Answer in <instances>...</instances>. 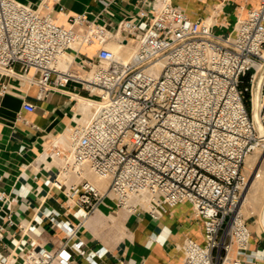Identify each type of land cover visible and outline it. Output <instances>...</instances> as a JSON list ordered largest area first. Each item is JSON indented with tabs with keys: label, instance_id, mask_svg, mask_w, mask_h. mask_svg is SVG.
<instances>
[{
	"label": "built area",
	"instance_id": "obj_1",
	"mask_svg": "<svg viewBox=\"0 0 264 264\" xmlns=\"http://www.w3.org/2000/svg\"><path fill=\"white\" fill-rule=\"evenodd\" d=\"M97 1L100 12L70 13L64 24L48 0H0V72L15 75L19 64V74L38 87L40 99L73 86L99 103L91 121L73 126L65 143L57 139L52 145V155L63 159L54 185L73 198L82 219L130 205L132 198L137 200L132 213L156 220L190 203L204 240L185 238L179 245L182 264L263 260L264 250L251 249L253 231L240 199L249 181L245 162L264 145L252 112L264 66V0L240 14L228 34L214 30L219 5L211 16L193 18L176 0H134L135 12L115 22L118 0ZM59 10L67 12L63 5ZM115 37L134 46L128 59L110 47ZM92 45V52L86 50ZM67 51L73 58L62 69L60 57ZM9 88L2 81L0 96ZM260 100L264 126V80ZM87 170L108 179L107 187L90 179ZM74 175L78 181H71ZM144 194L151 195L147 204ZM5 197L0 192V199ZM46 213L65 233L59 249L13 239L20 254L0 252V264L71 262L66 248L84 221L72 224L57 219L58 212ZM6 223L0 224V239ZM70 246L91 264L106 254L104 248L86 253L82 239Z\"/></svg>",
	"mask_w": 264,
	"mask_h": 264
},
{
	"label": "crops",
	"instance_id": "obj_2",
	"mask_svg": "<svg viewBox=\"0 0 264 264\" xmlns=\"http://www.w3.org/2000/svg\"><path fill=\"white\" fill-rule=\"evenodd\" d=\"M21 1L38 3L40 0ZM48 1L57 19L64 24H67V14L84 11L96 14L102 9L97 0ZM133 1L118 0L113 5L115 22L135 12ZM176 3L185 7L193 18L211 16L215 6L219 5L214 30L228 34L234 29L237 17L258 5L259 0H176ZM62 5L67 12L59 10ZM20 70L21 66L16 64L15 75L0 72V83L5 81L10 85L9 91L0 96V192L6 194L3 200L0 199V224L6 223L8 218L14 221L12 225L6 223L0 239V252L8 254L11 250L13 256L20 254L13 239L15 242L36 239L59 249L65 233L47 215L48 210L58 212L57 219L72 224L82 219L76 215L78 207L74 200H69L65 190L54 185L60 164L52 155V145L74 118V98L69 93L75 92L74 87L52 91L40 99L38 87L22 77ZM31 105L36 108L31 109ZM121 209L115 207L98 212L108 216L114 211L120 214ZM93 214L82 219L85 222L78 236L69 242L66 249L72 252L73 259L68 264H91L71 248L70 245L78 239L85 241L86 253L99 248L106 250L103 257L95 258L97 264H182L183 252L179 245L185 238L204 240L202 223L193 219V209L188 202L171 208L158 220L149 213H130L124 218V234H100ZM31 224L36 225L35 231L30 229ZM262 232L256 234L253 231L252 250H264ZM258 263L264 264V259L247 264Z\"/></svg>",
	"mask_w": 264,
	"mask_h": 264
},
{
	"label": "rangeland",
	"instance_id": "obj_3",
	"mask_svg": "<svg viewBox=\"0 0 264 264\" xmlns=\"http://www.w3.org/2000/svg\"><path fill=\"white\" fill-rule=\"evenodd\" d=\"M124 45H127V44H124ZM251 73H252V70L249 71L248 74L244 77L245 83L243 84V86L249 84ZM263 146L260 148L263 149ZM260 148L257 149L252 154H250L249 157L247 158L249 160H246L245 162L244 170L246 171L249 178H251L250 177L252 173L251 171L252 170L254 171L255 169L256 171L260 170L261 173L264 175V156L262 155V150ZM254 159L255 161H253ZM87 176L92 180L95 178V176L90 173H88ZM263 179H264V176L262 177V180ZM262 180L256 181L254 185L252 182L250 183V180H249V183L241 197L243 213L245 217L247 218L248 222L250 223L252 230L254 231V233L256 232V234L259 232V229L261 231H264V224L262 223V220H261L263 209H264V193H263L264 192V180L263 181ZM130 213L132 212H129L128 210L124 208L121 209L120 214L114 211V212H111L108 216L97 211L96 213L93 214L94 215L93 218L95 222L97 221L98 223L97 225L99 227L97 231L100 234H124V231H125V225L123 223L124 218ZM193 219L197 221L195 216L193 217ZM262 234H264V232H262Z\"/></svg>",
	"mask_w": 264,
	"mask_h": 264
},
{
	"label": "bare ground",
	"instance_id": "obj_4",
	"mask_svg": "<svg viewBox=\"0 0 264 264\" xmlns=\"http://www.w3.org/2000/svg\"><path fill=\"white\" fill-rule=\"evenodd\" d=\"M213 18V17H212ZM214 19V18H213ZM60 22V21H59ZM117 36L120 37V34H118ZM124 44H127V45H124ZM122 44L121 41H119V38L115 37L111 43H110V47L112 48V50L119 56V57H122V58H125V59H128L132 53L134 52V46L131 44V42L129 43H124ZM129 45V46H128ZM79 46V42H76L73 44V47L74 48H78ZM91 49H95L96 48V45H92L90 47ZM89 48H86V50H88ZM73 58V53L71 51H67V52H64L61 57H60V62H59V67L64 69L65 67H67V65L69 64V62H71ZM160 66L161 64H159L157 66V68L160 69ZM264 70V66L262 67V69L260 70V72H262ZM68 92V91H67ZM70 95L74 98V108H73V112L74 114H76L77 112H80L82 114V116L80 115H76L71 124L67 127L66 131L58 138L59 142H63L65 143L66 142V139L68 137V134H69V131L72 129L73 126L77 125V124H80V123H88L89 121L92 120V118L96 115L97 111H98V108H99V103L95 100H92V99H89L87 98L86 96L84 95H81L79 93H76V92H69ZM254 103L258 105V107L260 108L261 106V100L260 99H256L254 98ZM70 115V114H68ZM258 118L260 119L259 117V113H258ZM50 147V146H49ZM259 149V148H258ZM261 149V148H260ZM262 150V155L264 156V146H263V149ZM260 152V151H259ZM249 157V156H248ZM55 159L58 160V164H61L63 162V159L62 157H55ZM56 160V161H57ZM249 160V159H247ZM252 160V159H250ZM55 161V163H56ZM255 161V159L253 160ZM250 165V164H249ZM252 165V164H251ZM254 169V167H253ZM251 175L249 178L250 180V183L252 182L253 185L256 181H260L262 180V177L264 176L261 171H256V169L253 171H251ZM90 173V174H93L95 176V178L93 179V181L98 184L100 187L102 188H106L108 183H109V180L106 179V178H102V177H99L97 176L93 171L91 170H87L86 171V175ZM264 180V179H263ZM262 180V181H263ZM71 181H78V178L74 175L71 177ZM70 181V182H71ZM261 181V182H262ZM249 183V181H248ZM247 183V185H248ZM257 184V183H256ZM260 184V183H259ZM246 185V187H247ZM245 187V189H246ZM244 189V190H245ZM262 190V189H261ZM263 191V190H262ZM244 192V191H243ZM259 192V191H258ZM264 193V192H263ZM243 194V193H242ZM262 195V194H261ZM259 196V195H258ZM261 197V196H260ZM263 198V197H262ZM142 199L144 201V203L147 204L148 201L151 200V195L150 194H144L142 196ZM73 200V198H72ZM137 200L135 198H132L130 200V205H127L125 207H122L126 210H128L129 212H133L132 209H134V205L136 204ZM132 205V207H130ZM240 207H241V211L243 212L242 210V200L240 199ZM261 220H262V223L264 224V209H263V213H262V217H261ZM85 222V221H84ZM261 230L259 229V232L260 233ZM9 264H13V259L10 260V263Z\"/></svg>",
	"mask_w": 264,
	"mask_h": 264
},
{
	"label": "water",
	"instance_id": "obj_5",
	"mask_svg": "<svg viewBox=\"0 0 264 264\" xmlns=\"http://www.w3.org/2000/svg\"><path fill=\"white\" fill-rule=\"evenodd\" d=\"M263 80H264V70L259 74L258 80L254 88V98H256L257 100L261 98V89H262ZM259 109L260 108L258 107V105L255 104L253 101V108H252L253 117L257 124L260 137L264 139V126L262 125L260 119L258 118Z\"/></svg>",
	"mask_w": 264,
	"mask_h": 264
}]
</instances>
